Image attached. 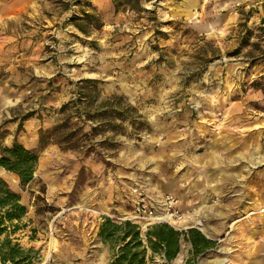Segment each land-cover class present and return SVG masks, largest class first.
<instances>
[{
  "label": "rangeland",
  "instance_id": "1",
  "mask_svg": "<svg viewBox=\"0 0 264 264\" xmlns=\"http://www.w3.org/2000/svg\"><path fill=\"white\" fill-rule=\"evenodd\" d=\"M143 4L152 11H115L113 0H0V146L17 139L39 155L25 189L0 166L27 208L9 233L35 249L22 264H111L118 246L98 236L104 216L145 234L155 223L135 217L137 201L155 212L167 196L184 217L166 221L180 230L209 204L201 218L215 244L193 257L182 238L174 259L148 248L146 264H264V0ZM84 10L95 19L79 20ZM85 77L98 80L101 97L135 105L146 124L99 131L87 142L106 141L87 154L39 148V129L52 128Z\"/></svg>",
  "mask_w": 264,
  "mask_h": 264
},
{
  "label": "trees",
  "instance_id": "2",
  "mask_svg": "<svg viewBox=\"0 0 264 264\" xmlns=\"http://www.w3.org/2000/svg\"><path fill=\"white\" fill-rule=\"evenodd\" d=\"M144 1H153V4H156L160 0ZM113 4L115 11L124 9L152 11L143 4V0H113ZM94 17V13L84 10L83 16L78 19ZM246 24L247 17L245 16L239 25L248 32ZM75 25L83 32H88L87 27L80 21H76ZM97 83L98 80L91 77L81 78L74 82L73 97L64 101L58 109L61 117L52 128L43 129L41 127L39 129V148L53 142L62 148L79 150L83 154H87L97 145H103L106 141L107 138L97 142H87L88 139L92 140L99 131L112 129L113 133L117 134L120 130H124L123 123L126 120L137 130H141L146 124V120L142 119L138 108L126 102L122 95L112 94L101 97ZM30 115L31 113L27 112L21 116L18 131L22 128V121ZM74 117L78 121L82 120V123H89V130L85 131L83 124L78 121L73 122ZM38 160V151L26 147L17 139L10 145L0 146V166L17 175L23 189L35 179L34 173ZM26 212L27 208L21 201L20 193L12 189L0 175V235L5 233V237L0 239V261L2 263L22 264L26 260L31 262L29 253L35 249H25L18 241L9 236L10 232L21 227L20 222ZM98 236L104 242L110 243L112 249L118 246L113 253L111 264H146L148 248L153 253H159L169 262L179 253L182 238L191 243L193 257L215 244V240L208 238L196 227L178 230L169 223L159 222L150 225L145 234H142L137 223L129 219L117 222L109 216H104Z\"/></svg>",
  "mask_w": 264,
  "mask_h": 264
},
{
  "label": "built area",
  "instance_id": "3",
  "mask_svg": "<svg viewBox=\"0 0 264 264\" xmlns=\"http://www.w3.org/2000/svg\"><path fill=\"white\" fill-rule=\"evenodd\" d=\"M163 200H164V204H163L162 210L164 211V213L169 212L177 219L184 217V213L181 212V210L176 205L177 200H175L173 197H170V196L165 197ZM135 212H136L137 217L143 218V219H147L145 216L154 213L153 209L148 207L147 204L144 203L143 201H137ZM161 221H166V220L165 219L149 220V222H152V223H157Z\"/></svg>",
  "mask_w": 264,
  "mask_h": 264
},
{
  "label": "bare ground",
  "instance_id": "4",
  "mask_svg": "<svg viewBox=\"0 0 264 264\" xmlns=\"http://www.w3.org/2000/svg\"><path fill=\"white\" fill-rule=\"evenodd\" d=\"M163 201V202H162ZM163 204H164V200L162 199V200H160V207L158 208V209H156V211L154 212V213H152V214H149V215H147V216H145L147 219H149V220H154V219H165V220H171L172 219V217L174 218V219H177V218H175L172 214H170L169 212H167V213H164V211L162 210V208H163ZM162 212V213H161ZM158 213V214H157ZM169 213V214H168ZM157 214V215H156ZM196 214V213H195ZM135 217H137V215L135 214ZM177 220H181V218L180 219H177ZM192 221H193V224L194 225H196L197 227H199L202 231H204V232H206V233H208V230L206 229V226L205 225H203L202 224V222L199 220V219H196V218H194V219H192ZM237 221V220H236ZM166 222H168V221H166ZM174 223H175V225H179L180 224V222L179 221H176V220H174L173 221ZM190 222V221H189ZM169 223V222H168ZM174 226V225H173ZM175 227V226H174ZM196 227V228H197ZM177 228V227H176ZM200 230V231H201ZM201 231V232H202Z\"/></svg>",
  "mask_w": 264,
  "mask_h": 264
},
{
  "label": "crops",
  "instance_id": "5",
  "mask_svg": "<svg viewBox=\"0 0 264 264\" xmlns=\"http://www.w3.org/2000/svg\"><path fill=\"white\" fill-rule=\"evenodd\" d=\"M207 205H209V204H202L201 206H199V207H195L194 209H193V211H192V213L194 212V213H196V216L194 215V216H192L191 217V221H192V219H194V218H196V219H199L201 222L203 221V219L201 218V208H203V207H205V206H207ZM259 213H261L262 215H264V206H260V208H259V211H258ZM199 216V217H198ZM247 216L248 215H246L245 216V218H247ZM202 219V220H201ZM204 222V221H203ZM203 222H202V224H203ZM206 223V222H205ZM191 224H193V221H192V223H186L185 225H188V226H195V227H197L196 225H191ZM185 225L184 226H182L183 228H185ZM203 225H205L206 226V229L208 230V233H210V235H212L211 233H213L216 229L211 225V224H209V223H206V224H203ZM176 227V226H175ZM199 230H201L199 227H197ZM202 231V230H201ZM202 233H204L206 236H208L207 234L208 233H206V232H204V231H202ZM227 234H228V232H227ZM189 248H190V250L192 249V245H191V243L189 242Z\"/></svg>",
  "mask_w": 264,
  "mask_h": 264
},
{
  "label": "water",
  "instance_id": "6",
  "mask_svg": "<svg viewBox=\"0 0 264 264\" xmlns=\"http://www.w3.org/2000/svg\"><path fill=\"white\" fill-rule=\"evenodd\" d=\"M170 225H172V224H170ZM173 226V225H172ZM174 227V226H173ZM192 227H194V226H192ZM174 228H176V227H174ZM176 229H178V230H180L179 228H176Z\"/></svg>",
  "mask_w": 264,
  "mask_h": 264
}]
</instances>
